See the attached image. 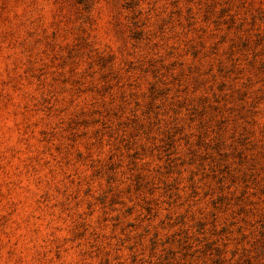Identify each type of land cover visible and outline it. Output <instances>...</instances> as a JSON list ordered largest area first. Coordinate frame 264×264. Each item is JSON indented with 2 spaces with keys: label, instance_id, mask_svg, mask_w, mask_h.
Listing matches in <instances>:
<instances>
[{
  "label": "rangeland",
  "instance_id": "rangeland-1",
  "mask_svg": "<svg viewBox=\"0 0 264 264\" xmlns=\"http://www.w3.org/2000/svg\"><path fill=\"white\" fill-rule=\"evenodd\" d=\"M0 264H264V0H0Z\"/></svg>",
  "mask_w": 264,
  "mask_h": 264
}]
</instances>
